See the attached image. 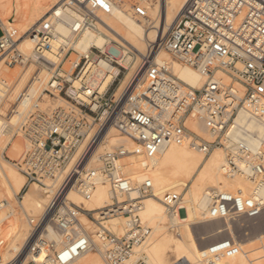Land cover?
I'll use <instances>...</instances> for the list:
<instances>
[{"label":"built area","instance_id":"built-area-1","mask_svg":"<svg viewBox=\"0 0 264 264\" xmlns=\"http://www.w3.org/2000/svg\"><path fill=\"white\" fill-rule=\"evenodd\" d=\"M146 2L131 0L134 17L147 18ZM112 9L111 0H57L23 31L0 19V152L6 155L17 140L23 145L16 159L6 156L25 180L19 203L31 184L46 196L42 211L28 217L20 253L5 264H71L88 250H98L105 264H148L144 255L133 257L152 232L140 215L142 199L153 193L152 182L128 178L121 164L128 150L104 148L111 131L139 143L147 159L169 143H187L205 155L220 148L226 174L264 183V135L251 147L230 133L239 110L264 123V0H186L135 67L132 45L105 20ZM86 32L101 34L102 44L81 50ZM27 39L32 43L28 50L23 47ZM161 49L206 76L202 87L181 90L171 67L154 59ZM16 66L30 73L14 94L17 81L3 71ZM217 73L230 82L215 80ZM39 82L34 97L30 85ZM191 119L201 121L210 140L190 129ZM91 159L97 162L92 168ZM100 180L109 184L111 202L88 207L85 202ZM72 192L81 200H72ZM211 200L213 215L224 222L233 218L232 209L255 217L262 207L258 200L222 191ZM161 202L169 216L183 209L179 192H165ZM5 204L0 199V210ZM121 217L126 219L124 231L116 234L108 221ZM168 228L177 232L173 224ZM236 250L235 239H220L201 254L203 259L221 258Z\"/></svg>","mask_w":264,"mask_h":264},{"label":"bare ground","instance_id":"bare-ground-1","mask_svg":"<svg viewBox=\"0 0 264 264\" xmlns=\"http://www.w3.org/2000/svg\"><path fill=\"white\" fill-rule=\"evenodd\" d=\"M111 1L113 9L111 14L105 16V20L113 30L122 33L132 45L136 55L132 67L138 65L139 58L146 54L148 43L158 40L166 33L186 2V0H148L145 3L147 18H137L131 13V0ZM56 2L57 0H0V19L6 26H15L19 31H23L24 28L34 24ZM58 28L63 33L66 32L64 25L59 24ZM102 42L101 34L86 32L80 38L79 47L84 50L90 44L100 45ZM23 47L28 50L32 47V43L27 39L23 42ZM154 59L158 63H165L171 67L173 74L179 80L181 90L186 87L201 88L206 81V76L188 64L174 61L165 50L161 49L156 53ZM14 73L17 85L13 92L16 94L26 84L30 69H17ZM214 79L225 84L230 82L227 75L221 73H217ZM40 88V82L31 84V95L36 97L40 93ZM23 108L24 106H20L19 111L22 112ZM18 116L17 113L13 121H16ZM234 122L230 133L236 141L246 142L251 147H255L258 138L264 135V123L246 110H239ZM188 125L196 134L200 132L202 136L211 138L200 120L191 119ZM113 146H123L128 150L127 155L121 160L128 178L137 184L150 180L153 186V193L142 199L140 211L142 219L152 228V232L144 244L135 248L133 260L144 255L148 264H171L170 256L175 253L172 262L183 260L191 264H264V241L253 243L249 238L243 239L241 234L239 235L242 239L238 236L243 229L239 230V227L237 229L234 224L236 217L245 216L241 210L232 209L233 218L227 219L222 229L213 226L207 227L209 229L206 228V230L195 231L193 228V225L197 223L221 220L213 215L212 211H203L205 205L212 204L211 195L215 191L229 193V189H233L234 196L258 200L262 204L259 214L255 217H245L253 220L263 215L264 183H253L239 173L226 174L223 150L214 148L210 156L204 158L201 151L187 143L181 145L169 143L163 146L153 158L147 159L139 143L134 142L127 135L111 131L104 148ZM22 150L23 145L17 140L7 148L6 155L0 152V197H4L0 199L6 200L5 206L0 210V264H5L20 253L29 229L28 217L38 215L46 201V196L36 185H31L22 194L21 203L17 199V194L21 191L25 180L13 167L14 165H10L12 163L6 156L16 159ZM96 165L97 162L94 159L88 162L90 168ZM165 192L184 194L185 201H183L184 204L181 202L183 209L179 215H168L161 202ZM118 197L123 195L119 194ZM71 198L75 202L81 200L77 192H72ZM111 199L112 192L109 184L100 180L91 199L86 201L85 205L97 208L109 204ZM18 210L23 212L26 221L16 212ZM166 219L170 221V224L177 226L175 238L166 230L168 228L165 226ZM125 223L126 219L123 217L108 221L110 229L116 234L124 231ZM242 223L245 222L242 221ZM49 236L60 241L52 230L49 231ZM212 236H216V239L210 242L208 237ZM205 238L209 240L208 243L200 241ZM220 239H235L238 250L221 258L203 259L201 253L210 243ZM71 264H105V262L98 250H88Z\"/></svg>","mask_w":264,"mask_h":264},{"label":"rangeland","instance_id":"rangeland-1","mask_svg":"<svg viewBox=\"0 0 264 264\" xmlns=\"http://www.w3.org/2000/svg\"><path fill=\"white\" fill-rule=\"evenodd\" d=\"M26 28H24L23 30H25ZM0 34H1V29H0ZM122 34V33H121ZM18 69V70H22L20 67H18V66H16V67H14V68H10V69H7V70H5V71H3V74L6 76V77H10V78H14V79H16V77H15V71ZM188 124H189V121H188ZM197 134H198V132H197ZM202 134V133H201ZM200 134V132H199V136L201 137V138H203V139H205V140H210L211 138H207V137H205V135H201ZM213 151V150H212ZM211 151V152H212ZM211 152L209 153V154H203V157L204 158H208L209 156H210V154H211ZM203 153V152H202ZM10 165H12L13 166V164H10ZM13 167H15V166H13ZM15 169H16V167H15ZM17 170V169H16ZM31 185H34V184H31ZM30 185V186H31ZM29 186V187H30ZM229 193H231V194H233L234 195V192H233V189H229ZM0 198H4V197H0ZM119 198V197H118ZM121 198H123V197H120L119 199H121ZM182 204H184L183 203V201H185V199H184V194L182 195ZM13 204V203H12ZM210 205L211 204H207V205H205V207H204V209H203V211H212V209L210 208ZM30 210V209H29ZM263 211H264V208H263ZM16 212H18L19 213V215H21V217L26 221V219H25V217H24V215H23V212H21V210H18V211H16ZM263 215H264V212H263ZM259 216V217H256V219L254 218L253 220L252 219H247V217H245V216H239V217H236L235 218V224H234V226H236V228L237 229H239V230H241V228L244 230H241L239 233H238V236H240L239 234H241L242 235V238L243 239H246V238H249V240L251 241V242H253V243H259V242H261V241H264V216ZM237 219V220H236ZM244 219V220H243ZM261 219V220H260ZM239 220V221H238ZM243 222H245V223H242V221ZM259 221V223H258V221ZM166 221H167V219H166ZM241 221V222H240ZM248 221V222H247ZM234 222V221H233ZM251 222H254L253 224L251 223ZM170 223V221H167V223L165 224V226H168V224ZM240 223V224H239ZM244 224V225H242V224ZM248 223V224H247ZM202 226H201V225ZM220 226H219V225ZM225 222L223 221V220H213V221H210V222H206V223H197V224H194L193 225V228H194V230L195 231H199V230H206V228L207 227H209V228H211V227H217V228H219V229H222L225 225ZM246 224V225H245ZM257 224V225H256ZM8 225V224H7ZM204 226V227H203ZM242 226V227H241ZM249 226V227H248ZM239 227V228H238ZM244 227V228H243ZM245 227H246V229H245ZM176 228H177V226H176ZM209 228H207V229H209ZM169 233H170V235L172 236V237H176V233H174L171 229H169V228H167L166 229ZM247 232H249V233H247ZM245 233V234H244ZM244 236H245V238H244ZM213 237V238H212ZM212 237H208V239L210 240V242L212 241V239L214 240V239H216V236H212ZM241 238V236H240V239H242ZM205 240H206V242H205ZM209 240H207V238H205L204 240L203 239H200V241L202 242V243H208L209 242ZM174 254L175 253H172V256H170V263H172V261L174 260L173 259V256H174Z\"/></svg>","mask_w":264,"mask_h":264}]
</instances>
